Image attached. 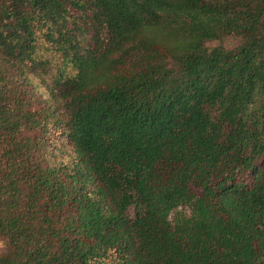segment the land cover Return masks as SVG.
Here are the masks:
<instances>
[{"label": "trees", "instance_id": "1", "mask_svg": "<svg viewBox=\"0 0 264 264\" xmlns=\"http://www.w3.org/2000/svg\"><path fill=\"white\" fill-rule=\"evenodd\" d=\"M0 241L264 264V0H0Z\"/></svg>", "mask_w": 264, "mask_h": 264}, {"label": "rangeland", "instance_id": "2", "mask_svg": "<svg viewBox=\"0 0 264 264\" xmlns=\"http://www.w3.org/2000/svg\"><path fill=\"white\" fill-rule=\"evenodd\" d=\"M222 44L225 48H232L237 44V38L234 36H224L220 40H214L207 42V45L209 47L214 45ZM2 246V243L0 241V247Z\"/></svg>", "mask_w": 264, "mask_h": 264}]
</instances>
